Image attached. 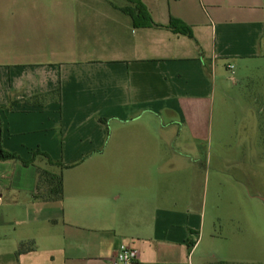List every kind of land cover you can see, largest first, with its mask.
Returning <instances> with one entry per match:
<instances>
[{
    "label": "crops",
    "instance_id": "obj_1",
    "mask_svg": "<svg viewBox=\"0 0 264 264\" xmlns=\"http://www.w3.org/2000/svg\"><path fill=\"white\" fill-rule=\"evenodd\" d=\"M135 1L161 27L136 25L130 0H0L2 147L68 167L63 200L44 201V162L0 159V264H110L127 242L138 264H208L195 151L264 59V0Z\"/></svg>",
    "mask_w": 264,
    "mask_h": 264
},
{
    "label": "rangeland",
    "instance_id": "obj_2",
    "mask_svg": "<svg viewBox=\"0 0 264 264\" xmlns=\"http://www.w3.org/2000/svg\"><path fill=\"white\" fill-rule=\"evenodd\" d=\"M241 70L242 88L228 89L234 99L215 104L210 147L195 151L208 191L199 250L208 264H264V59ZM236 73H225L228 84Z\"/></svg>",
    "mask_w": 264,
    "mask_h": 264
},
{
    "label": "trees",
    "instance_id": "obj_3",
    "mask_svg": "<svg viewBox=\"0 0 264 264\" xmlns=\"http://www.w3.org/2000/svg\"><path fill=\"white\" fill-rule=\"evenodd\" d=\"M133 5H135L134 11H127L126 13L130 14L133 19L134 23L139 26H148V27H161L160 25L156 24L151 16L146 13V9L137 1L130 0ZM168 28L172 29L175 32H179L181 34L187 35L190 38H193L192 30L190 27L186 26L182 22L172 19ZM45 97V96H44ZM36 97V101H37ZM260 135L262 140V146L264 149V106L262 111H260ZM0 125H1V117H0ZM0 159L1 160H19L23 165H36V161L44 162V165H36L37 168V189H36V197L42 199L44 201H62L64 196L63 190V175L62 172L67 166L63 165L61 161L54 160L45 152L40 150H36L33 154V157L29 160L22 159L15 153H11L5 150L2 147L1 140H0ZM25 244H21V247L18 253L25 251ZM217 264H228L225 262H220Z\"/></svg>",
    "mask_w": 264,
    "mask_h": 264
},
{
    "label": "built area",
    "instance_id": "obj_4",
    "mask_svg": "<svg viewBox=\"0 0 264 264\" xmlns=\"http://www.w3.org/2000/svg\"><path fill=\"white\" fill-rule=\"evenodd\" d=\"M229 68H232V66H229ZM139 259V250L135 248L132 243L127 242L119 246L110 264H138Z\"/></svg>",
    "mask_w": 264,
    "mask_h": 264
}]
</instances>
